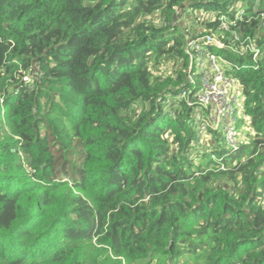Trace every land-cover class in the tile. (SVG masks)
Here are the masks:
<instances>
[{
  "label": "trees",
  "instance_id": "1",
  "mask_svg": "<svg viewBox=\"0 0 264 264\" xmlns=\"http://www.w3.org/2000/svg\"><path fill=\"white\" fill-rule=\"evenodd\" d=\"M222 15L226 47L208 52L253 129L237 149L200 142L181 99L199 90L189 43ZM263 15L264 0H0V264H264Z\"/></svg>",
  "mask_w": 264,
  "mask_h": 264
},
{
  "label": "built area",
  "instance_id": "2",
  "mask_svg": "<svg viewBox=\"0 0 264 264\" xmlns=\"http://www.w3.org/2000/svg\"><path fill=\"white\" fill-rule=\"evenodd\" d=\"M242 4L245 5V3ZM188 15H193V13L190 12ZM196 16L197 19L203 20L205 15L197 13ZM199 20L197 21L200 22ZM214 21V17L209 18V22ZM219 21L222 22L221 31L213 34V31L208 32L200 25L198 28L201 27V32H197L196 38L189 43L191 49L187 50V54L190 56L188 82L198 87L199 90L194 94L193 100L188 99L187 95H182L181 99H185L188 106L194 107L196 110L195 118L202 133L200 142H204L213 133H220L224 136L225 143L230 149H237L240 143L238 125L245 117L242 86L233 76L227 74L222 65L223 59L215 53L208 52L209 46L215 50L226 47L222 41L223 31L229 32L228 19L222 15ZM233 36L234 40L228 39L235 43L231 48L235 51L236 43L241 45V49L235 51L237 54L245 56L250 51L255 57L258 56L259 50L256 49L251 38H244L238 33ZM217 37H220L219 40H216Z\"/></svg>",
  "mask_w": 264,
  "mask_h": 264
},
{
  "label": "rangeland",
  "instance_id": "3",
  "mask_svg": "<svg viewBox=\"0 0 264 264\" xmlns=\"http://www.w3.org/2000/svg\"><path fill=\"white\" fill-rule=\"evenodd\" d=\"M188 11H185V14H188ZM181 14V18L179 19L177 26L178 28H182V29H187L188 27H190L191 23L189 20H187V16L184 15V13H180ZM201 27L197 28V32L200 33L201 32ZM220 37H217L216 40H219ZM197 55V54H196ZM181 69V65L175 63V62H170L167 65H162L161 67H159L158 69L154 68L153 71L155 73L156 76H175V71L176 70H180ZM245 118L248 119V117H244L243 118V123L241 121V123H239L238 128L240 129V136H239V146L241 144H244L245 142H249L251 140V136L253 135V129L251 128L250 125V121L248 119V121H245ZM166 259L163 258H159L157 260H155L153 263H149V264H168L167 261L165 262ZM116 264H118L117 262H115ZM145 264V263H144ZM179 264H205L204 262H200L195 258L192 257H188V258H184L181 259L179 261Z\"/></svg>",
  "mask_w": 264,
  "mask_h": 264
}]
</instances>
